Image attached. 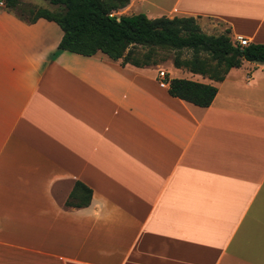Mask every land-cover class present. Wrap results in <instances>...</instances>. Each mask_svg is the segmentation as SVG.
Listing matches in <instances>:
<instances>
[{
	"label": "crops",
	"instance_id": "obj_1",
	"mask_svg": "<svg viewBox=\"0 0 264 264\" xmlns=\"http://www.w3.org/2000/svg\"><path fill=\"white\" fill-rule=\"evenodd\" d=\"M114 14L264 44V0H127ZM61 38L0 10V264H264L263 65L221 82L185 71L217 88L201 108L169 94V71L162 88L155 65L60 51ZM76 184L88 206H66Z\"/></svg>",
	"mask_w": 264,
	"mask_h": 264
},
{
	"label": "trees",
	"instance_id": "obj_2",
	"mask_svg": "<svg viewBox=\"0 0 264 264\" xmlns=\"http://www.w3.org/2000/svg\"><path fill=\"white\" fill-rule=\"evenodd\" d=\"M0 1L8 12L28 24L38 19L57 24L62 31L60 51L87 57L102 53L122 65L144 67L158 64L155 57L159 50H170L175 53L174 68L215 82H221L230 69L241 67L243 62L264 65V44L241 47L232 41L229 30L220 35L205 34L193 17L148 19L144 14L112 15L124 8L127 0H43L57 10H29L28 17L19 11L20 0ZM137 48L146 50L140 59L135 57ZM184 50L191 52L190 59H181ZM168 82L172 97L201 108L210 106L217 93L210 84L187 79ZM76 199L81 201L75 203ZM90 199L91 191L76 184L66 206H88Z\"/></svg>",
	"mask_w": 264,
	"mask_h": 264
},
{
	"label": "rangeland",
	"instance_id": "obj_3",
	"mask_svg": "<svg viewBox=\"0 0 264 264\" xmlns=\"http://www.w3.org/2000/svg\"><path fill=\"white\" fill-rule=\"evenodd\" d=\"M49 7V8H48ZM19 11L21 13H23L26 17H28L30 15L29 10L36 11L37 9H48L50 11H55L57 9H55L54 7L50 6L49 4H47L46 1L43 0H21L19 6ZM112 15H115L112 13ZM198 24L199 21L197 20ZM209 29H204L201 31L205 34L208 35H220L221 33H225V29H224V25L222 23H217V22H210V24H208ZM145 49H140L137 48V50L135 51L136 55L135 57H137L138 59L141 58V55H143L145 53ZM157 57H155V60L157 61V65H155L156 70L158 69H163L164 71H169L170 75L173 79H184L185 77V71L190 73L188 70L186 69H176L173 67L172 61L174 58L175 53L173 51L170 50H159L157 52ZM204 57V55H203ZM191 58V52L188 50H184L182 52L181 55V59H190Z\"/></svg>",
	"mask_w": 264,
	"mask_h": 264
},
{
	"label": "built area",
	"instance_id": "obj_4",
	"mask_svg": "<svg viewBox=\"0 0 264 264\" xmlns=\"http://www.w3.org/2000/svg\"><path fill=\"white\" fill-rule=\"evenodd\" d=\"M4 7H5L4 3L0 1V10L3 9ZM235 43H237L241 47H245L248 45V41L244 38H237ZM262 70L264 71V65L262 67ZM165 79H166V72L163 70H160L158 72V83H159V86L162 88L167 87V82L165 81Z\"/></svg>",
	"mask_w": 264,
	"mask_h": 264
}]
</instances>
